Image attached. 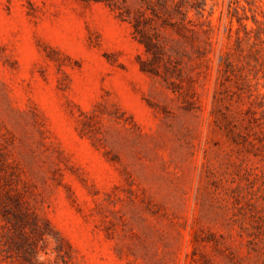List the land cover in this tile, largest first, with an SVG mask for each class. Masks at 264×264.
I'll list each match as a JSON object with an SVG mask.
<instances>
[{
  "label": "rangeland",
  "instance_id": "obj_1",
  "mask_svg": "<svg viewBox=\"0 0 264 264\" xmlns=\"http://www.w3.org/2000/svg\"><path fill=\"white\" fill-rule=\"evenodd\" d=\"M0 264H264V0H0Z\"/></svg>",
  "mask_w": 264,
  "mask_h": 264
}]
</instances>
